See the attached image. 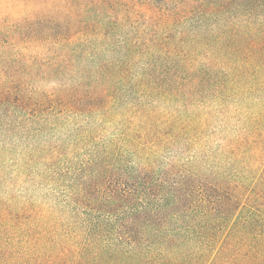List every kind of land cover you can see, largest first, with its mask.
<instances>
[{
    "label": "trees",
    "instance_id": "1",
    "mask_svg": "<svg viewBox=\"0 0 264 264\" xmlns=\"http://www.w3.org/2000/svg\"><path fill=\"white\" fill-rule=\"evenodd\" d=\"M0 14V264H264V0Z\"/></svg>",
    "mask_w": 264,
    "mask_h": 264
},
{
    "label": "rangeland",
    "instance_id": "2",
    "mask_svg": "<svg viewBox=\"0 0 264 264\" xmlns=\"http://www.w3.org/2000/svg\"><path fill=\"white\" fill-rule=\"evenodd\" d=\"M11 52L9 20L7 15L0 14V65H7V60H11Z\"/></svg>",
    "mask_w": 264,
    "mask_h": 264
}]
</instances>
